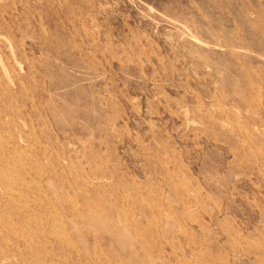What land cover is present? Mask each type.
<instances>
[{"label": "rangeland", "instance_id": "1", "mask_svg": "<svg viewBox=\"0 0 264 264\" xmlns=\"http://www.w3.org/2000/svg\"><path fill=\"white\" fill-rule=\"evenodd\" d=\"M0 264H264V0H0Z\"/></svg>", "mask_w": 264, "mask_h": 264}, {"label": "bare ground", "instance_id": "2", "mask_svg": "<svg viewBox=\"0 0 264 264\" xmlns=\"http://www.w3.org/2000/svg\"><path fill=\"white\" fill-rule=\"evenodd\" d=\"M38 183V182H37ZM70 197V196H69Z\"/></svg>", "mask_w": 264, "mask_h": 264}]
</instances>
